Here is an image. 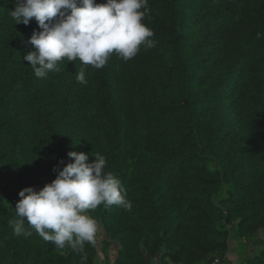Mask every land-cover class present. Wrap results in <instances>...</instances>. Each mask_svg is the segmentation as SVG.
<instances>
[{
  "label": "trees",
  "instance_id": "trees-1",
  "mask_svg": "<svg viewBox=\"0 0 264 264\" xmlns=\"http://www.w3.org/2000/svg\"><path fill=\"white\" fill-rule=\"evenodd\" d=\"M16 3L0 0V264H81L9 223L72 150L105 156L132 203L88 212L118 246L111 264H211L231 234L239 264H264V242L243 244L264 236V0H148L154 47L101 69L65 58L44 78L23 60L41 29L15 24ZM84 251L97 264L96 239Z\"/></svg>",
  "mask_w": 264,
  "mask_h": 264
},
{
  "label": "clouds",
  "instance_id": "clouds-1",
  "mask_svg": "<svg viewBox=\"0 0 264 264\" xmlns=\"http://www.w3.org/2000/svg\"><path fill=\"white\" fill-rule=\"evenodd\" d=\"M10 15L15 24L28 25L35 19L41 29L33 32L29 39L33 50L23 56L37 78L59 71L58 62L65 58L101 69L113 53L128 61L141 45L155 46L152 29L143 23L150 15L148 0H17ZM76 79L87 83L83 68ZM67 155L70 162L61 159L53 167L57 174L50 183L39 190L27 186L19 191L14 207L17 219L9 223L15 235L28 236L26 220L46 242L80 253L84 264V245L95 242L98 230L89 210L102 204L131 210L132 203L119 178L105 170V156L75 150Z\"/></svg>",
  "mask_w": 264,
  "mask_h": 264
},
{
  "label": "rangeland",
  "instance_id": "rangeland-1",
  "mask_svg": "<svg viewBox=\"0 0 264 264\" xmlns=\"http://www.w3.org/2000/svg\"><path fill=\"white\" fill-rule=\"evenodd\" d=\"M4 178H8L11 183L15 182V179L8 175H2ZM98 230L96 234V242H97V264H111L117 256L118 246L115 242L110 241L103 228L97 222ZM264 236L260 232L259 234L251 237L245 238L243 240V244L248 246L247 249L249 251H253L255 249L260 248L263 245ZM239 244L238 241L234 238L233 234H231L230 239L228 241V250L223 257L222 262L224 264H239ZM159 256L155 257L150 261L149 264H160Z\"/></svg>",
  "mask_w": 264,
  "mask_h": 264
},
{
  "label": "built area",
  "instance_id": "built-area-1",
  "mask_svg": "<svg viewBox=\"0 0 264 264\" xmlns=\"http://www.w3.org/2000/svg\"><path fill=\"white\" fill-rule=\"evenodd\" d=\"M211 264H224L222 261H220V259H218V258H215L212 262H211Z\"/></svg>",
  "mask_w": 264,
  "mask_h": 264
}]
</instances>
